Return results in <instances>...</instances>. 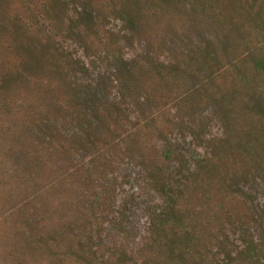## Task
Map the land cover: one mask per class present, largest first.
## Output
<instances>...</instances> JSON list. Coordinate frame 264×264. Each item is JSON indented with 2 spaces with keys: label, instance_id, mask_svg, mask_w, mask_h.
I'll list each match as a JSON object with an SVG mask.
<instances>
[{
  "label": "rangeland",
  "instance_id": "rangeland-1",
  "mask_svg": "<svg viewBox=\"0 0 264 264\" xmlns=\"http://www.w3.org/2000/svg\"><path fill=\"white\" fill-rule=\"evenodd\" d=\"M1 4L7 13L39 15L50 31L0 21V100L6 102L0 108V264H93L96 256L121 264L115 255L92 254L91 241L83 239L90 226L69 211L85 208L84 200L107 190L113 175L140 171L134 159L149 164L162 145L179 167L202 149L240 151L244 157L232 154L219 164L220 186L209 187L221 211L208 213L226 221L212 228L220 238L227 234L229 250L243 247L235 230L259 231L264 0ZM213 50L217 60L210 61ZM123 79L139 88L122 89ZM35 145L40 152L33 157ZM202 203L188 211L197 215L207 207ZM142 216L138 211L144 224Z\"/></svg>",
  "mask_w": 264,
  "mask_h": 264
},
{
  "label": "trees",
  "instance_id": "trees-1",
  "mask_svg": "<svg viewBox=\"0 0 264 264\" xmlns=\"http://www.w3.org/2000/svg\"><path fill=\"white\" fill-rule=\"evenodd\" d=\"M105 1L107 0H97V3ZM7 2L8 0H0V9L3 12L0 14V21L4 24L0 25L17 24L29 31L37 25L46 29V32L50 31V25L45 20H41L39 15L36 19L33 15L23 17L15 15L16 13H7L6 8H1V3ZM93 2L94 0H91V4ZM43 7L46 6L43 5ZM211 55L210 61L217 60L214 50ZM222 71L223 69L217 70L216 75H220ZM123 80L122 89L126 91L131 92L139 88L136 82ZM91 91L90 88L88 93ZM113 93L110 95L115 105L114 99L118 95ZM84 101L85 106H90L87 100ZM0 102V108L6 107L4 100ZM127 136H130V133ZM119 142L120 140L113 143L117 146ZM50 143L48 141V145H51ZM164 147L165 145L160 146L161 154L154 155L155 158L152 157L158 161L152 160L148 164L144 161L146 159H134L135 165H140V171L133 174L125 173L119 178L113 175L110 178L111 182L106 183L107 190L102 189L92 200H84L83 203L86 206L85 208L81 206L80 212H76L74 207L71 208L69 212L73 215L79 213L84 216V218L77 219L78 224L85 220L90 226L88 236L83 239L91 241L95 248L92 254L100 251L99 253L104 252L109 257L115 255V260L121 264H264V231L262 228L264 221L263 218L260 219V215L264 216V205L262 209L260 208L263 213L258 215L259 231L257 228L235 230L233 235H238L237 239L243 247L240 248L239 244H235L234 249L231 250L228 246L233 243L228 240L227 234L225 233L220 238L217 231L215 232L212 228V224L226 223V221L220 220L221 218L216 213H208L213 209L217 212L221 211L213 205L214 195L210 193L209 187L211 184L213 187L220 186V183L216 181V178L220 176L219 164H224L223 160L227 161L232 154L239 157H244V155L240 151L233 153L234 149H229L226 151L228 153L223 155L220 152L221 147L220 151L202 149L200 153L189 154V157L183 161L184 166L179 167L172 162L170 164L171 150L166 151ZM34 148L32 156L36 157L40 150L36 145ZM189 149L191 147L186 150L189 151ZM104 160L105 158H102L101 162ZM82 167L84 166L76 165V168ZM84 168L91 170L90 166ZM53 169L52 165H48V172ZM115 184L118 190L110 189L111 185L116 186ZM123 187L127 189L124 190ZM152 188L156 190L155 194L158 198L156 201H154L156 196L150 193ZM201 199L204 202L202 204L207 207L197 215L196 212L190 213L189 206ZM72 202L74 206H77L73 199ZM138 211L144 214V217L142 216L145 219L144 224H141L139 219L137 220ZM205 215L207 217H204ZM229 216L233 215L230 213ZM121 235L124 237L120 238ZM125 240H137L138 246L133 248ZM203 249L206 250L205 253ZM78 253L80 254V251ZM105 260L98 261L96 256L93 264H104Z\"/></svg>",
  "mask_w": 264,
  "mask_h": 264
}]
</instances>
